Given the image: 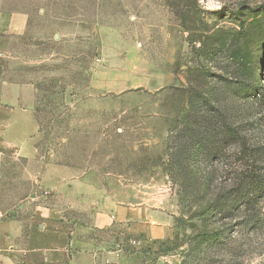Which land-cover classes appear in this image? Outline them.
Returning a JSON list of instances; mask_svg holds the SVG:
<instances>
[{
  "label": "rangeland",
  "instance_id": "1",
  "mask_svg": "<svg viewBox=\"0 0 264 264\" xmlns=\"http://www.w3.org/2000/svg\"><path fill=\"white\" fill-rule=\"evenodd\" d=\"M0 12L29 17L0 33L5 138L22 153L0 166V229L21 231L0 264H264V0H0ZM218 108L233 126L201 128ZM117 206L152 210L154 236L116 221ZM39 232L68 236L51 246L65 259L34 247Z\"/></svg>",
  "mask_w": 264,
  "mask_h": 264
},
{
  "label": "crops",
  "instance_id": "2",
  "mask_svg": "<svg viewBox=\"0 0 264 264\" xmlns=\"http://www.w3.org/2000/svg\"><path fill=\"white\" fill-rule=\"evenodd\" d=\"M28 15L26 14H11V13H3L0 12V33L4 34H21L25 31L27 27L28 22ZM14 108L12 106H9L8 104L0 103V166L3 160V157L6 155H16L18 153H21V148L11 143L10 140L5 138L6 136V127L8 125V119L11 115H13ZM38 128H36V131L29 136V141H32L33 136L36 135ZM111 214L114 215V218L118 222H126L130 223L131 225L135 223H139L140 225L144 226L146 228V232L149 233V235L154 236L153 233L154 228L151 225L153 220V212L147 207H141V208H134V207H123V206H117L112 209ZM6 226V225H5ZM44 225H40V229H43ZM4 228V227H3ZM163 231L164 228H160ZM5 229H0V247L3 245H11L12 243L17 242V239L19 238V235L21 233H13V228L10 226L9 231H4ZM12 231V232H11ZM166 232V231H165ZM13 233V234H12ZM31 231H29L30 235ZM40 236H43V238H34L35 244L34 247H40V251H44L45 253H49L50 251L54 252L51 257L52 259H65L64 255L57 254L59 249H53L51 246L58 245L59 247L65 246V241L67 240L68 236L64 237V234H62V237H57L56 235L50 236L46 235L45 233L39 232ZM38 237V235H37ZM32 239L33 237L30 236ZM31 242V240L29 241ZM58 243V244H57ZM30 244V243H29ZM32 246V245H31ZM46 254V255H47ZM42 257L40 259H51L50 254H48L49 257L44 256V253H41ZM66 259H70L69 257Z\"/></svg>",
  "mask_w": 264,
  "mask_h": 264
},
{
  "label": "trees",
  "instance_id": "3",
  "mask_svg": "<svg viewBox=\"0 0 264 264\" xmlns=\"http://www.w3.org/2000/svg\"><path fill=\"white\" fill-rule=\"evenodd\" d=\"M193 94L194 93L189 92V96L193 95ZM216 112L218 113V116L216 118L214 117L213 120H211V121L210 120L208 121L209 117L206 116L207 114L202 113V115H205V116H204V118L202 117L201 122H203V124H205V125H201V128L202 127H208V126L212 125V126H215V129H222V128L227 129L229 126H233L232 123H233L234 119L232 118V116L229 115L228 112H224L220 108H218ZM239 132H240V129H237L235 131V133L237 135L235 137H232V140H236L237 138H239ZM220 135L222 138L228 139L227 135H225L224 133H220ZM205 142L206 141L203 139V141L199 142L197 145H199V147H204ZM236 188H234L233 190H237L239 193H241L243 191V190L239 189L240 185H238ZM254 192H256V191L248 190V191H246V194L244 193V195H246V198H247L248 208H254L255 207V201L257 199V196L253 197ZM215 208L218 210H224L225 205L222 202V203L216 205Z\"/></svg>",
  "mask_w": 264,
  "mask_h": 264
},
{
  "label": "water",
  "instance_id": "4",
  "mask_svg": "<svg viewBox=\"0 0 264 264\" xmlns=\"http://www.w3.org/2000/svg\"><path fill=\"white\" fill-rule=\"evenodd\" d=\"M1 68V67H0Z\"/></svg>",
  "mask_w": 264,
  "mask_h": 264
}]
</instances>
